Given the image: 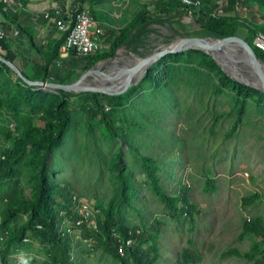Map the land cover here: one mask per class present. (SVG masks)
Returning a JSON list of instances; mask_svg holds the SVG:
<instances>
[{
    "label": "rangeland",
    "instance_id": "374dc122",
    "mask_svg": "<svg viewBox=\"0 0 264 264\" xmlns=\"http://www.w3.org/2000/svg\"><path fill=\"white\" fill-rule=\"evenodd\" d=\"M148 1L84 0V8L97 22L98 46L93 52L107 54L102 60L116 55L121 65L131 58L129 51L114 45L110 33L129 25ZM247 1L219 15L240 16L229 21L228 30L247 40L264 63L255 49L256 39L264 37V4ZM45 2L27 0L19 9L30 15L24 26L37 45L47 29L32 15ZM214 2L227 5V0ZM6 15L0 12L1 18ZM186 22L190 34L177 26L159 27L149 36L143 56L179 35L211 37L194 32L198 25L191 17ZM15 29L12 26L7 35L10 46L35 57L27 36L22 34L21 42ZM0 52L5 53L1 47ZM44 52L50 54V47ZM9 68L0 61V100L12 99L0 109V167L8 172L0 176V212L18 200L35 201L43 182L48 207L57 214V231L70 244L66 264H120L104 231L88 229L72 217L74 195L88 200L98 220L139 228L144 235L137 245L142 243L155 258L152 264H179L184 250L198 259L197 264L264 263V231L244 225L252 220L264 226V91L229 76L206 51L169 54L107 107L124 127L121 138L110 134L101 116H87L82 105L88 100L29 85ZM101 70L106 72L104 80L113 75L108 66ZM24 71L32 79L55 81L44 78L34 64ZM85 73L77 70L67 82ZM96 78L89 76L87 81L94 83ZM63 108L69 110V123L61 140L47 151L40 134L51 133L49 124L59 122ZM186 188L184 202L180 195ZM163 195L175 198L174 206ZM30 214L26 209L18 212L3 231H16ZM7 238L0 239V264L4 254L6 264H47L60 254L57 244L31 229L20 241L8 244Z\"/></svg>",
    "mask_w": 264,
    "mask_h": 264
},
{
    "label": "trees",
    "instance_id": "16d2710c",
    "mask_svg": "<svg viewBox=\"0 0 264 264\" xmlns=\"http://www.w3.org/2000/svg\"><path fill=\"white\" fill-rule=\"evenodd\" d=\"M22 4H27V0H19ZM78 1L74 0L73 4ZM100 1V0H91ZM247 0H227V5L214 2V0H203L202 5L199 7H191L182 2V0H149L145 4L144 8L137 15V17L127 26H124L118 33L114 29L111 30L110 36L114 38V45L117 48L125 47L128 50H134L140 55L144 54V50L148 46V38L152 33H158L159 27L168 26L172 30H177L180 27L186 31L187 34L191 33V30L187 29L186 19L191 17L198 25L196 33L216 37L224 38L231 36L232 33L228 30L229 21H235L240 19L237 15H219L217 10L222 8L227 12H233L238 10L240 6L246 4ZM264 4V0H259ZM225 11V12H226ZM0 12L6 15L5 21H0V29L5 31V37L0 38V47L4 50V54L7 58L17 63L25 73V69L30 65H36L44 72V78H52L55 81L66 82L70 80L73 74L77 70L88 71L95 66L100 60L107 56V54L99 55L91 52L86 55L72 57L69 59H60V47L65 41L66 34L62 33L57 26L55 20H48L42 13H38L37 20L41 23L50 21V30L46 38L41 41L40 45H37L35 39L28 34L24 25L27 22L30 15L26 11L17 9V4L9 6L8 4L0 1ZM8 13L10 15H8ZM26 14V15H23ZM28 15V16H27ZM12 26H15L19 30V40L25 41L22 38V34L27 36L28 46L37 55L32 57L30 53H24L22 50L14 49L10 46L7 35L12 31ZM57 33H61L60 38L57 40ZM18 40V41H19ZM50 47V54L44 52V48ZM28 48V49H29ZM260 51L264 56V51L259 47L255 48ZM12 72L11 68H9ZM26 74V73H25ZM27 75V74H26ZM71 95L82 97L88 100V103L83 104L82 107L85 110L87 116L93 119L97 116H101L104 124L108 128L112 136L124 137V127L115 122L113 116L107 111V107L111 105L115 100L109 99L105 96L99 95L95 92H66ZM12 99L0 100V109L4 107V103H10ZM69 110L62 109V118L56 124H49L51 133L40 134L43 142L47 143V151L52 150L57 142L62 138L63 132L69 123ZM120 170L119 165L117 166ZM8 173L7 171H1L0 176ZM1 178V177H0ZM187 188L180 195V199L184 202L188 201ZM167 203L174 206L175 198L168 195H163ZM72 200V199H71ZM31 210V214L27 221H25L19 229L11 231L9 234L3 231L9 222H11L16 214L22 210ZM78 218V215L76 216ZM245 228L247 230H255L258 232L264 231V226L258 221L247 220L245 222ZM116 229L121 231L122 234L127 233L130 229L123 224H117L114 220L102 219L98 220V229L105 233L106 241L110 244V251L113 256L119 261L120 264H152L155 258L150 257L144 248L137 245L134 248H130L126 256H120L117 247L111 235V230ZM31 229L33 234L40 236L44 240L54 242L60 248V254L54 255L52 263L47 264H66L67 257L70 250V244L66 237L57 231V214L48 207L46 202V191L44 189V183L41 184L40 195L35 201H21L18 200L10 205L5 212H0V239L7 238V243L10 244L13 241H20L26 231ZM135 229V228H133ZM144 234L139 235V239ZM145 241V238L144 240ZM182 260L179 264H197L198 259L194 258L189 250H184L182 253ZM3 264H6L5 254L2 256ZM258 264H264L259 262Z\"/></svg>",
    "mask_w": 264,
    "mask_h": 264
},
{
    "label": "water",
    "instance_id": "95a60500",
    "mask_svg": "<svg viewBox=\"0 0 264 264\" xmlns=\"http://www.w3.org/2000/svg\"><path fill=\"white\" fill-rule=\"evenodd\" d=\"M237 47L246 48L252 53L253 60L259 69L257 73L248 69L246 63L249 64V62L246 61L241 52L236 49ZM194 49L211 53L215 60L222 64L229 76L244 85L264 91V63L255 54L254 49L247 40L235 35L226 36L224 38L199 36L182 37L179 35L174 42L168 43L144 56L134 50H128L125 47H122L123 51H129L132 58L137 59V62L131 68L127 76L122 80H118L117 78L110 80L113 76H108L106 80L96 78L94 83L87 81L89 76H93L91 73L95 71L99 64L113 60L117 57L116 55L99 61L95 66L86 71L80 80L73 82L32 79L23 72L17 63L7 58L2 52H0V61L14 70L19 77L29 85H37L52 89L56 88L68 92L103 93V95L109 99H116L121 97L131 85L138 82L147 73L148 69L164 56ZM250 72L253 74V77L249 76ZM102 74L106 75V72L102 71Z\"/></svg>",
    "mask_w": 264,
    "mask_h": 264
},
{
    "label": "built area",
    "instance_id": "2783aa9c",
    "mask_svg": "<svg viewBox=\"0 0 264 264\" xmlns=\"http://www.w3.org/2000/svg\"><path fill=\"white\" fill-rule=\"evenodd\" d=\"M0 1L9 6L17 4V9L22 7V3L19 0ZM182 2L191 7H199L202 5L203 0H182ZM40 13L48 20H55L58 29L66 34L65 41L60 47L61 61L89 54L97 48V37L95 36L97 22L84 8L82 1H78L76 4L68 0H65L62 4L54 3V5L44 8ZM221 13L222 8H219L217 14ZM13 33L17 35L19 30L15 29ZM5 35V31L0 29V38L5 37ZM256 45L264 51V37H258ZM70 211L72 212V217L78 215L75 220L79 225L95 231L98 229L97 214L96 212L95 214L93 213L90 203L85 198L79 195L72 196ZM111 235L118 253L124 257L130 248H134L137 245L141 230L139 228H130L127 233L122 234L121 231L113 228Z\"/></svg>",
    "mask_w": 264,
    "mask_h": 264
},
{
    "label": "bare ground",
    "instance_id": "6f19581e",
    "mask_svg": "<svg viewBox=\"0 0 264 264\" xmlns=\"http://www.w3.org/2000/svg\"><path fill=\"white\" fill-rule=\"evenodd\" d=\"M236 49L239 52H241V54L245 57V60L249 62V64L251 65V71L257 73L259 71V69L253 60L252 53L249 52L246 48L237 47ZM120 60H121L120 57H116L111 62H108V61L102 62L95 69V71L92 72V75L96 76L97 79H102L101 76L103 74H102L101 69L104 66H108L111 68V71L113 72V75H111V76H113V77H111L112 79H114V78H117L118 80L124 79L127 76V74L129 73V71L131 70V68L134 66V64L137 62V59L132 58V57L128 58V59H124L123 65L120 64Z\"/></svg>",
    "mask_w": 264,
    "mask_h": 264
},
{
    "label": "crops",
    "instance_id": "0c3cea01",
    "mask_svg": "<svg viewBox=\"0 0 264 264\" xmlns=\"http://www.w3.org/2000/svg\"><path fill=\"white\" fill-rule=\"evenodd\" d=\"M54 3L55 2H53L52 0H47V2H45L44 4H45V6H43V8H41V10H39V12H37V13H40V12H42L43 10H44V8H46V7H48V6H51V5H54ZM30 6H28V9H30L29 8ZM38 11V10H37ZM38 15V14H37ZM36 15V16H37ZM36 16H33L32 15V17H33V19H34V17L36 18ZM38 18V17H37ZM36 18V19H37ZM5 20H7L6 18H1L0 17V21H5ZM50 21H47V22H45V23H42L43 24V29H47V30H45V34L43 35V38H42V40L44 39V38H46V36L48 35V33H49V30H50ZM14 27V26H13ZM26 26H24V28H25ZM60 35H61V33H57V35H56V38L55 39H59L60 38ZM35 39V38H34ZM41 40V41H42Z\"/></svg>",
    "mask_w": 264,
    "mask_h": 264
}]
</instances>
